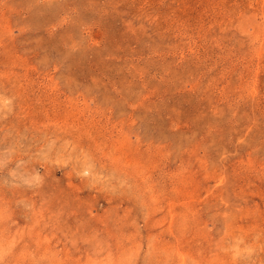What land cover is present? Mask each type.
Wrapping results in <instances>:
<instances>
[{
	"label": "rangeland",
	"instance_id": "obj_1",
	"mask_svg": "<svg viewBox=\"0 0 264 264\" xmlns=\"http://www.w3.org/2000/svg\"><path fill=\"white\" fill-rule=\"evenodd\" d=\"M0 264H264V0H0Z\"/></svg>",
	"mask_w": 264,
	"mask_h": 264
}]
</instances>
